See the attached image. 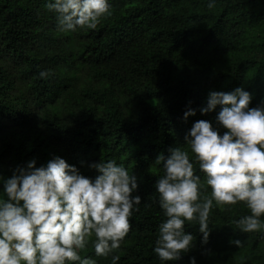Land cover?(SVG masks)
Returning <instances> with one entry per match:
<instances>
[{"label": "trees", "instance_id": "obj_1", "mask_svg": "<svg viewBox=\"0 0 264 264\" xmlns=\"http://www.w3.org/2000/svg\"><path fill=\"white\" fill-rule=\"evenodd\" d=\"M47 3L0 0V175L59 155L94 178L89 163L116 161L138 177L139 210L112 254L96 256L93 236L80 255L97 264H111L112 255L117 264H161L153 248L166 217L155 159L180 147L198 170L183 137L195 121H214L219 106L199 110L209 92L242 87L250 107L264 101V0H215L212 8L208 0H110L111 14L95 29L74 32L60 29ZM188 107L196 114L184 119ZM203 195H211L210 186ZM248 214L243 202H214L208 242H201L198 220L186 221L194 247L163 264H190L192 256L197 264H264V234L241 233L235 223ZM225 234L242 246L220 253Z\"/></svg>", "mask_w": 264, "mask_h": 264}, {"label": "clouds", "instance_id": "obj_2", "mask_svg": "<svg viewBox=\"0 0 264 264\" xmlns=\"http://www.w3.org/2000/svg\"><path fill=\"white\" fill-rule=\"evenodd\" d=\"M214 5L215 0H208L207 7ZM47 8L66 32L95 29L111 14L110 0H48ZM48 75L46 70L39 73ZM251 100L242 87L209 92L199 110L206 114L219 106L214 121H195L183 137L198 170L180 147L157 155L163 175L154 187L166 220L159 224L153 251L161 264L180 260L194 247L186 221L198 220L201 242H208L214 202H243L250 214L236 220L239 231L264 234V101L250 107ZM195 114L188 107L184 119ZM36 165L33 158L13 168L10 176L0 175V264H97L80 255L93 236L96 256L107 257L118 249L141 203L137 175L114 160L89 163L98 172L94 178L59 155ZM198 173H203V182ZM205 184L210 196L203 195ZM230 243L242 246L240 239ZM119 259L112 255L111 264ZM190 264H197L194 256Z\"/></svg>", "mask_w": 264, "mask_h": 264}, {"label": "rangeland", "instance_id": "obj_3", "mask_svg": "<svg viewBox=\"0 0 264 264\" xmlns=\"http://www.w3.org/2000/svg\"><path fill=\"white\" fill-rule=\"evenodd\" d=\"M203 72H206L208 71L206 68L202 69ZM87 82H89L88 80H86ZM84 78H82V80L80 81L81 84L85 83L86 82ZM0 187H2V184H0ZM226 237H229L231 238L232 240L234 239H238L236 236H229V235H223L221 236L220 240H219V243H218V250L220 251V253L222 254H225L227 252V249H226V246H229L230 249H235L234 247V244L230 243L229 244L227 243L228 241H226ZM250 241L248 243V246H251L254 242V239L252 237L249 238Z\"/></svg>", "mask_w": 264, "mask_h": 264}]
</instances>
